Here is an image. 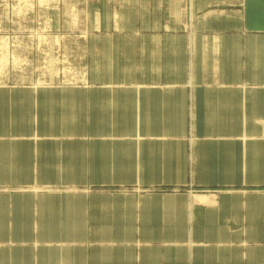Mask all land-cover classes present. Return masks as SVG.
<instances>
[{"label":"crops","instance_id":"obj_1","mask_svg":"<svg viewBox=\"0 0 264 264\" xmlns=\"http://www.w3.org/2000/svg\"><path fill=\"white\" fill-rule=\"evenodd\" d=\"M86 3L0 84V264H264V0Z\"/></svg>","mask_w":264,"mask_h":264},{"label":"rangeland","instance_id":"obj_2","mask_svg":"<svg viewBox=\"0 0 264 264\" xmlns=\"http://www.w3.org/2000/svg\"><path fill=\"white\" fill-rule=\"evenodd\" d=\"M86 2L89 0H0V84L81 82L82 62L73 50L62 51L58 39L57 54L52 58L46 39L63 38L73 49L86 36L85 24H91Z\"/></svg>","mask_w":264,"mask_h":264}]
</instances>
